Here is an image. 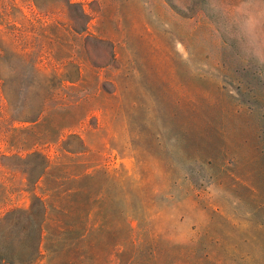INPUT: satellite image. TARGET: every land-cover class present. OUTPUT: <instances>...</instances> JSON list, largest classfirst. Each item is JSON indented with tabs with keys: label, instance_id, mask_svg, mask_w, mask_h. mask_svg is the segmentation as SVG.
I'll return each mask as SVG.
<instances>
[{
	"label": "rangeland",
	"instance_id": "rangeland-1",
	"mask_svg": "<svg viewBox=\"0 0 264 264\" xmlns=\"http://www.w3.org/2000/svg\"><path fill=\"white\" fill-rule=\"evenodd\" d=\"M73 1L60 18L88 20L81 33L43 32L32 0L0 24L12 37L0 32L3 46L32 51L25 65L43 68L50 48L72 59L58 62L70 80L39 120L0 126V198L37 171L3 154L35 144L71 156L65 172L96 176L98 222L127 213L130 264H264V0ZM80 2L88 16L76 21ZM15 195L0 213L28 204V192Z\"/></svg>",
	"mask_w": 264,
	"mask_h": 264
},
{
	"label": "trees",
	"instance_id": "trees-1",
	"mask_svg": "<svg viewBox=\"0 0 264 264\" xmlns=\"http://www.w3.org/2000/svg\"><path fill=\"white\" fill-rule=\"evenodd\" d=\"M32 1L36 5L34 15L38 17L43 32L51 28L65 36L87 29L88 20L83 27H79L60 18L74 4L73 0ZM16 4V0H0V24L6 23L11 11L9 5L16 7ZM79 4L76 21L88 16L83 2ZM41 14L48 16V19L41 22ZM7 27L11 30L15 24H7ZM33 28L36 27L32 25L30 29ZM7 30L0 25L1 34L12 39ZM2 35L0 60L5 58L9 63L4 65L0 61V126L22 121L35 122L54 96L56 87L65 86L70 80L66 73L59 70L58 62L63 63L66 59L72 62V59H68L70 55L63 59L57 57V51L50 48L45 51L47 65L43 68L37 64L38 60L25 65L22 60L31 56L32 51L23 52L11 45L6 48L2 44L5 42ZM48 36L50 42H56L62 35ZM41 55L39 52L37 59ZM13 58L16 59L14 63L10 62ZM3 69H9L10 75L5 74ZM23 84L26 86L24 96L21 95ZM37 96H41V108L34 112L31 105ZM4 110L10 114L9 119L5 118ZM14 157L24 162L34 160L33 168L37 171L26 175L27 181L23 182V186H14L0 198L1 206L14 202L13 193L18 198L28 192L30 198L28 204H12L0 213V264H36L44 258L47 264H56L55 259L59 256L66 259L61 264H94L102 257L107 259V264L131 263L134 239L127 213L115 223L106 220L98 222L106 212L101 208L99 198L88 199V193L93 188L90 181L96 178L93 173L86 170L65 172L66 159H73L71 156L62 154L52 158L35 144L29 147L25 155L15 151L3 154L2 159ZM27 171L24 170V173ZM38 188L41 190L38 191ZM91 218L96 220L91 222ZM87 259L92 261L87 263Z\"/></svg>",
	"mask_w": 264,
	"mask_h": 264
}]
</instances>
